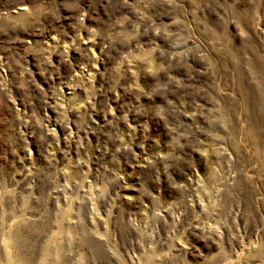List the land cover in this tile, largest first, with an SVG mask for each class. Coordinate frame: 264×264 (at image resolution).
Listing matches in <instances>:
<instances>
[{"label": "rangeland", "instance_id": "obj_1", "mask_svg": "<svg viewBox=\"0 0 264 264\" xmlns=\"http://www.w3.org/2000/svg\"><path fill=\"white\" fill-rule=\"evenodd\" d=\"M0 264H264V0H0Z\"/></svg>", "mask_w": 264, "mask_h": 264}]
</instances>
